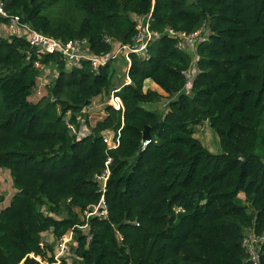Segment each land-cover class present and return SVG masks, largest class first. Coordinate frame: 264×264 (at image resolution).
Instances as JSON below:
<instances>
[{
    "label": "trees",
    "instance_id": "1",
    "mask_svg": "<svg viewBox=\"0 0 264 264\" xmlns=\"http://www.w3.org/2000/svg\"><path fill=\"white\" fill-rule=\"evenodd\" d=\"M2 1L45 35L87 39L95 55L111 52L105 36L131 44L136 18L151 15L161 37L148 57L131 55L130 83L120 88L111 61L97 71L89 62L68 67L58 56L39 59L23 39L0 38V171L17 190L0 213V264H40L31 255L57 264L43 234L56 245L85 224L71 264H253L242 242L249 228L264 235V0ZM207 23L212 35L199 45L187 91L192 57L166 30L193 33ZM38 61L58 77L33 103ZM147 81L171 98L164 115L147 108L163 99L144 90ZM113 92L123 108L107 105L86 137L71 134L65 116L79 130L85 109ZM205 122L220 154L195 137ZM108 132L120 133L114 150L104 142ZM109 158L108 216L85 220L101 201L96 177Z\"/></svg>",
    "mask_w": 264,
    "mask_h": 264
},
{
    "label": "built area",
    "instance_id": "2",
    "mask_svg": "<svg viewBox=\"0 0 264 264\" xmlns=\"http://www.w3.org/2000/svg\"><path fill=\"white\" fill-rule=\"evenodd\" d=\"M150 17L142 18L137 22V34L134 36L131 44L118 43L112 38L105 36L104 41L110 44L112 50L109 54L95 55L90 48V43L85 38L71 39L69 41H62L54 37L45 35L35 30L31 25L22 22L21 18L11 15L7 9L5 3L0 0V25H3L7 31L8 38L16 37L23 39L35 50L39 59L45 56H58L66 63V66H80L84 62H89L94 71H97L100 67L105 66L111 60L124 58V61L130 65L131 55H137L139 57H148L149 46L158 38L161 37L159 32L151 30ZM137 19V18H136ZM135 19V21H136ZM166 33L171 38L177 41L178 50L188 53L192 57V67L195 64L193 75L191 70L187 77H195L197 71V50L199 45L209 40L212 35V31L209 27V23L204 24L201 28L193 33L175 32L168 28ZM38 70L43 69L40 61L35 66ZM119 91V90H117ZM111 104L115 109L119 110L123 108L121 99L113 92L111 96ZM65 123L70 130L71 134L77 135L78 138L86 137L89 133L83 131V127L79 130L70 122V113L65 116ZM104 142L108 145V150L116 149L120 144V133L116 134L108 132L104 137ZM147 142L146 144H148ZM112 159L109 158L105 164V170L101 175L96 177L97 182L101 188L102 198L98 205H93L88 208L83 214L85 220H89L91 217H107L108 211L104 199V193L106 192L107 182L111 175L110 164ZM1 213V211H0ZM76 229L81 230L84 234L89 231L88 224L83 226H76ZM76 229L71 230L68 234L61 237L56 241L54 254L50 256L54 258L57 264H61L63 261L71 264L74 255L72 254L71 247L75 244V232ZM264 245V235H259L255 232L254 228H249L245 231L242 246L248 255V261L253 264H261L260 257L262 255V248ZM41 246L45 248L46 244L42 241ZM37 260L40 264H49L43 262L40 257L30 256Z\"/></svg>",
    "mask_w": 264,
    "mask_h": 264
},
{
    "label": "rangeland",
    "instance_id": "3",
    "mask_svg": "<svg viewBox=\"0 0 264 264\" xmlns=\"http://www.w3.org/2000/svg\"><path fill=\"white\" fill-rule=\"evenodd\" d=\"M140 20L141 19L137 18L136 22H139ZM2 28L5 27L3 25H0V30H2ZM0 38H6V36L1 35ZM111 62L113 67L117 69V76L114 84L117 88H120L123 84L129 81L127 76L128 64L124 61V58L122 57L111 60ZM42 68L43 69L39 70L41 71V75L38 79L37 86L34 90L33 95L29 99L33 103H37L43 97L48 96L49 84L58 77L57 69L53 65L47 67L42 65ZM194 69H195V64L191 70L192 75L194 73ZM188 79L189 80L186 86L187 91L191 90L192 81L194 77L193 78L189 77ZM149 89L159 92L163 96V99L159 103L147 105V108L152 111H157L161 115H164L167 112L168 103L171 100V98L168 97V95L152 81H147L145 83L144 90L147 91ZM111 103H112L111 98L108 99L104 95L95 98L93 104L88 108H86L84 111L85 116L83 118V126H84L82 128L83 131H85L86 133H90L91 127L95 126V124L99 120L104 118L105 108L107 105L112 106ZM195 137L199 139L203 144V146L206 147L211 153L213 154L221 153L222 150L220 147L219 137L217 133L213 130L209 122H205L195 128ZM16 193L17 190L13 185L10 172L8 170H1L0 171V211H2L4 208L10 205V202ZM46 234L47 235L43 238V241L45 242V244L49 242L48 245L49 246L53 245L54 248L55 244L53 242L55 241V239L53 234L51 233H46Z\"/></svg>",
    "mask_w": 264,
    "mask_h": 264
},
{
    "label": "water",
    "instance_id": "4",
    "mask_svg": "<svg viewBox=\"0 0 264 264\" xmlns=\"http://www.w3.org/2000/svg\"><path fill=\"white\" fill-rule=\"evenodd\" d=\"M143 139L144 141L147 143L151 140V136H150V133H149V130L148 128H146L145 132H144V135H143ZM260 262L261 264H264V259H263V256L261 255L260 257Z\"/></svg>",
    "mask_w": 264,
    "mask_h": 264
},
{
    "label": "crops",
    "instance_id": "5",
    "mask_svg": "<svg viewBox=\"0 0 264 264\" xmlns=\"http://www.w3.org/2000/svg\"><path fill=\"white\" fill-rule=\"evenodd\" d=\"M1 35H4V36H6V38H8V34H7V31H6V29L5 28H2V30H0V36ZM129 79V78H128ZM130 83V79H129V81H127L126 82V84H129ZM49 233H51V232H49ZM52 234V233H51ZM47 234H43V238L46 236Z\"/></svg>",
    "mask_w": 264,
    "mask_h": 264
}]
</instances>
